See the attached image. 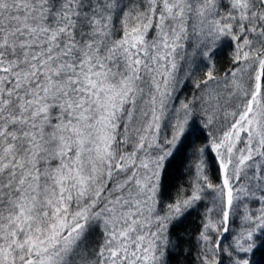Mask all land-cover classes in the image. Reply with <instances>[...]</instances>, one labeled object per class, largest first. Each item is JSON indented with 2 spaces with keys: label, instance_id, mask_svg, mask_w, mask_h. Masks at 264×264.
<instances>
[{
  "label": "snow or ice",
  "instance_id": "1",
  "mask_svg": "<svg viewBox=\"0 0 264 264\" xmlns=\"http://www.w3.org/2000/svg\"><path fill=\"white\" fill-rule=\"evenodd\" d=\"M0 264H264V0H0Z\"/></svg>",
  "mask_w": 264,
  "mask_h": 264
},
{
  "label": "trees",
  "instance_id": "2",
  "mask_svg": "<svg viewBox=\"0 0 264 264\" xmlns=\"http://www.w3.org/2000/svg\"><path fill=\"white\" fill-rule=\"evenodd\" d=\"M186 179V175L183 171H179L176 173L173 182L175 184H180L181 182H183V180ZM259 255V254H258Z\"/></svg>",
  "mask_w": 264,
  "mask_h": 264
}]
</instances>
